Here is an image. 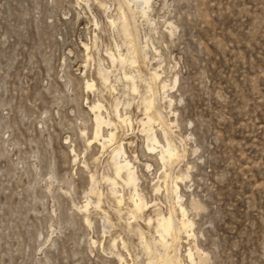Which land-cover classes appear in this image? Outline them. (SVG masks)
<instances>
[{"label": "rangeland", "instance_id": "374dc122", "mask_svg": "<svg viewBox=\"0 0 264 264\" xmlns=\"http://www.w3.org/2000/svg\"><path fill=\"white\" fill-rule=\"evenodd\" d=\"M118 6L0 0V264H190L188 251L197 264H264V0H150L129 22L132 66L109 58L128 49ZM151 95L161 121L146 133ZM97 113L111 123L97 129ZM162 128L178 156L167 165ZM119 145L141 220L114 177ZM177 202L191 225L163 247L155 217L179 219Z\"/></svg>", "mask_w": 264, "mask_h": 264}, {"label": "bare ground", "instance_id": "6f19581e", "mask_svg": "<svg viewBox=\"0 0 264 264\" xmlns=\"http://www.w3.org/2000/svg\"><path fill=\"white\" fill-rule=\"evenodd\" d=\"M149 1L150 0H118L119 20L121 23V29H122L123 35L128 39V47H127L128 49H127L126 55L118 54L117 58H115L112 54H109V58H110L112 63L117 61L120 65L128 64L130 66L138 63V60L140 59V58L138 59L139 47H138V44L136 42V37H135L131 27H130L129 22L133 18L134 13H136V12H138L142 17L145 16L146 10H147V5L149 4ZM110 24L114 25V22L110 21ZM142 50L143 49H141V51ZM98 76L101 80L100 82H102L101 84L108 85V78L106 76H104V74H101V72H98ZM154 76L157 79L158 75H156L154 73ZM151 77H150V79H151ZM125 78L129 79V77H125ZM150 85H149L148 90L152 94V88L150 87ZM86 86H87V88H91V87H93V84H86ZM131 89L133 92L136 91V87L133 84V82H132V88ZM162 89H164V86L162 87ZM151 96L152 97L146 99L144 101V104H143L144 105V115L146 118V122L144 123L145 128H143V129H146V133H150L152 131V128H151L152 123H154L156 121H158L157 123H159V121H161V117H160L158 108L155 105L154 96L153 95H151ZM100 108H101V106L99 104H96L94 106V109L96 111L101 110ZM115 117L117 118L118 121H120V123L126 124V119L122 118L118 113H116ZM94 119H95L97 129H100L103 125L108 126V124L110 122L108 120L104 121L100 117L99 114L96 115ZM161 132L164 135L165 145L160 146L161 150H160V153L158 154L159 155V161L162 162L163 164H166V163L169 164L170 162L174 161L178 156H177V152H176L175 148L172 145V141L170 139L168 132L163 128L161 129ZM98 138H100V140H106L107 143H111L112 141H114V134L112 132H110L108 137L105 139L100 133H95V135L92 139V142L99 141ZM148 138L150 139V141H153L155 144H158V142L154 136L153 137L151 136V138L150 137H148ZM88 143L90 144L91 141L89 140ZM100 145H101V148H103V144H100ZM123 156H124V153H123L122 145L114 147L111 150V163H112V167H113L114 177H115V179L119 180L123 184L124 187H128L130 189L129 198H128V201H129L130 207H131L130 210L128 209L130 219L135 220L137 218H140V220H141L143 212L146 210L147 204L145 202H143L142 198H140L139 194L136 192V190H135L136 179H135L134 173L132 171L131 163H130V161H128ZM115 179H110V180L108 179V181H109L110 186L113 190V193L117 194L115 192V189H116L115 187L117 185ZM177 190H178V187L174 184L173 193L175 194L176 199L179 198L176 194ZM116 198H117L116 202L118 204H121L123 202V197L121 195L117 196ZM176 204H177V207H178L179 212H180V218L179 219H175L171 212H169V214L167 216L158 215L155 217L156 218L154 221L155 227L153 228L155 231L154 230L153 231L158 235V238H159L158 243L163 247H167L170 245L167 241V238L171 240L170 242H174V241L178 240L179 234L184 233L187 235L188 230H189L190 225H191L190 222L187 219H185V215H184V211L182 209V206H180L178 202ZM87 205H88V203L85 204V208L87 207ZM150 222H151V219L149 218L147 220V224H150ZM148 226H150V225H148ZM143 243H144L145 250L149 254H152L150 244L145 242V241ZM164 256H166V255H164ZM186 258L190 264H197L193 261L192 254L189 251L186 254ZM158 259H160V257ZM177 262L179 263L180 261L177 260ZM148 264H152V259H150Z\"/></svg>", "mask_w": 264, "mask_h": 264}]
</instances>
